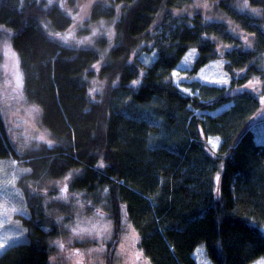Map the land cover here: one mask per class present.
<instances>
[{"label":"trees","instance_id":"trees-1","mask_svg":"<svg viewBox=\"0 0 264 264\" xmlns=\"http://www.w3.org/2000/svg\"><path fill=\"white\" fill-rule=\"evenodd\" d=\"M87 10L80 32L114 29L93 47L44 29L73 25L60 0H0V40L9 37L25 100L54 140L20 154L0 116V193L26 236L0 264H49L59 230L36 188L61 178L91 195L107 187L115 227L124 205L151 264H196L200 245L212 264L264 258L261 92L239 88L264 77V0H95ZM190 49L191 75L222 60L228 85L191 80L182 92L172 72Z\"/></svg>","mask_w":264,"mask_h":264},{"label":"rangeland","instance_id":"rangeland-1","mask_svg":"<svg viewBox=\"0 0 264 264\" xmlns=\"http://www.w3.org/2000/svg\"><path fill=\"white\" fill-rule=\"evenodd\" d=\"M93 1L95 0H60L61 7L70 14L73 25L64 32L53 31L47 24L43 25L44 29L51 37L75 46L93 47L98 38L111 37L113 29L109 25H91L86 34L80 32L87 19V9ZM7 38L0 40V116L12 146L17 152L24 154L42 144L50 145L54 140L40 125L37 109L25 100L18 57L9 37ZM195 55L193 49L188 50L173 71V80L184 93H189L187 84L191 80L217 86L228 85V75L223 69L222 60L209 62L191 75L190 67ZM140 57L145 62L148 61V56L141 54ZM239 88L261 92L262 109L259 117L264 118V77H253ZM258 137L259 140H264L263 133ZM206 139L209 148L215 151L218 139ZM65 186L68 190L62 192ZM36 190L43 197L42 206L45 207L47 219L59 230L58 235L50 240L49 264H151L139 248L138 235L127 218L124 205L119 208L120 222L115 227L116 223L109 213L107 187H100L95 195H91L69 189L66 180L61 178L41 183ZM18 212L0 194V253L12 242L26 239ZM74 227L89 231L77 236L73 233ZM262 228L264 230V226ZM60 244H63V248ZM193 257L196 264H212L203 245L195 249ZM262 262L264 258L261 257L251 264Z\"/></svg>","mask_w":264,"mask_h":264},{"label":"snow or ice","instance_id":"snow-or-ice-1","mask_svg":"<svg viewBox=\"0 0 264 264\" xmlns=\"http://www.w3.org/2000/svg\"><path fill=\"white\" fill-rule=\"evenodd\" d=\"M188 58L186 57V60H187ZM134 83H137V82H134ZM41 139H43V137H41ZM214 147H215V145H214ZM67 186H65L63 189H62V192H67ZM62 219V218H61ZM94 230V229H93ZM87 231H89L88 229H82V228H78V227H74L73 228V233H74V235H77V236H80V235H82L83 233H85V232H87ZM60 247L61 248H63V244H60ZM0 249H2V248H0ZM77 254H79V253H77ZM262 264H264V262H262Z\"/></svg>","mask_w":264,"mask_h":264},{"label":"bare ground","instance_id":"bare-ground-1","mask_svg":"<svg viewBox=\"0 0 264 264\" xmlns=\"http://www.w3.org/2000/svg\"><path fill=\"white\" fill-rule=\"evenodd\" d=\"M111 28L113 29V27L111 26ZM113 34H114V29H113ZM142 53L140 52L139 53V55H141ZM180 63V61L178 62V64ZM178 64H177V66H176V68L174 69V70H176L177 69V67H178ZM173 70V71H174ZM172 75H173V72H172ZM175 82V81H174ZM176 84V83H175ZM23 86H24V82H23ZM176 86L179 88V86L176 84ZM180 89V88H179ZM181 90V89H180ZM182 91V90H181ZM183 92V91H182ZM1 194V193H0ZM2 195V194H1ZM3 196V195H2ZM4 197V196H3ZM5 198V197H4ZM6 199V198H5ZM7 200V199H6ZM8 202H10L9 200H8ZM11 203V202H10ZM12 204V203H11ZM14 205V204H13ZM15 206V205H14ZM16 207V206H15ZM17 208V207H16ZM18 209V208H17ZM19 210V209H18ZM20 213V211L18 212V214Z\"/></svg>","mask_w":264,"mask_h":264}]
</instances>
